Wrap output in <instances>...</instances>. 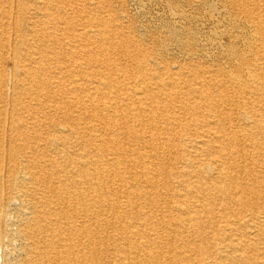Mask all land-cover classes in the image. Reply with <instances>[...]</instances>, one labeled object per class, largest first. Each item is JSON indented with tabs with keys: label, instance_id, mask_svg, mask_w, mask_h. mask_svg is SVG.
Returning a JSON list of instances; mask_svg holds the SVG:
<instances>
[{
	"label": "bare ground",
	"instance_id": "1",
	"mask_svg": "<svg viewBox=\"0 0 264 264\" xmlns=\"http://www.w3.org/2000/svg\"><path fill=\"white\" fill-rule=\"evenodd\" d=\"M16 1L14 8V0H0V85L10 78L24 92L36 88L47 109L32 113L48 112L50 121L46 130L35 117L25 121L37 134L17 157L6 159L0 144V186L5 180L10 189L17 180L22 187L4 198L15 211L0 212V248L18 254L7 263L264 264V0H229L238 17L233 26L246 23L250 43L242 55L231 49L238 57L233 71L219 77L202 70L204 84L190 88L195 98H209L211 107L192 120L196 132L180 140L168 173L157 160L160 149L175 141L157 136L168 133L157 120L173 125L181 115L166 110L177 101L167 86L148 90L159 88L161 75L150 73L141 78L143 84L138 80L124 88L113 72L92 69L101 60L88 55L92 35L86 25L72 27L66 18L54 17L50 0H34L29 9ZM11 26L25 31L13 28L14 46ZM62 31L72 32L69 41L58 37ZM57 47L62 52H53ZM31 104L26 101L25 107ZM2 119H7L3 111ZM258 156L256 167L237 162L254 164ZM239 182L252 188H240ZM241 189L257 191L262 204L219 228L213 203L228 209ZM238 201L246 202L244 196ZM209 234L220 247L208 243Z\"/></svg>",
	"mask_w": 264,
	"mask_h": 264
},
{
	"label": "rangeland",
	"instance_id": "2",
	"mask_svg": "<svg viewBox=\"0 0 264 264\" xmlns=\"http://www.w3.org/2000/svg\"><path fill=\"white\" fill-rule=\"evenodd\" d=\"M33 2L34 0H22L21 7L23 8L25 5L24 9H29V5ZM49 4L52 6L53 10L51 9V12L54 17L59 20L66 18L70 23L69 26L72 27L79 25L77 27L81 28L84 24L91 31L92 38L89 44L88 55L100 57L99 59L101 60L99 64L96 62L92 66V69L113 72V76L119 79L118 82L124 88L132 86L138 80L143 84L142 79L151 77L149 76L150 73L161 75L160 80L162 82L160 86H157L159 88L156 90V88H152L153 86L150 85L148 90L152 92L161 91L167 86L173 93L172 98L177 101L176 106H168L167 108L169 109L166 110L181 115L177 120V124L173 125H167L163 119L157 120L158 126L161 125L160 127L168 129V133L165 135L164 133L157 132L158 130L154 131L155 134H161L157 136L163 138L169 137L175 141L170 146L165 145L166 147L163 146L164 148L160 149L161 152L164 151V154L162 153L157 160V162L161 163L160 168L162 171L165 170L164 172L166 173L170 172L175 152L178 148H181L179 146L180 140L182 141L189 134L196 132L197 128H195L192 120L196 116L199 117L201 114H207L206 112H209L211 107L209 98L200 100L195 98L190 88L204 84V77L201 76L202 70H211L219 77H223L224 74L233 71L238 57L230 54V51L236 47L239 51L237 55L239 53L240 55L246 53V48L250 43V28L243 21L238 22L235 27L233 26L234 21L238 17L231 7L229 0H50ZM2 5L6 6V3ZM15 5H17L16 0H14V8L16 7ZM21 12L23 13L21 18H23L25 14L23 11ZM60 27H66V23L62 21ZM13 28L11 26L10 29V35L13 40H11L12 46H14L15 42V31L25 32L20 27L14 28L15 31ZM233 32L237 37L232 35ZM224 33L228 35L226 36ZM60 34L63 35H58L59 38L64 37L65 41H69L72 32L65 33L62 31ZM19 39L23 38L19 37ZM21 44L19 47L22 46ZM58 48H55L53 52H62ZM7 72L10 74V68L7 69ZM164 72L176 74H172L173 76L164 74L162 76ZM157 80L158 78H154L152 82ZM5 84L3 86L0 85V107L2 109L0 110L5 112L7 119H2V123L0 122V126H2L0 136L3 139L0 138V144L6 143H3L2 147L7 159L9 154H14L16 157L19 156L25 142L32 141L37 134V130H34L37 128L30 129V122L25 123L26 120L29 119L31 121V118L35 117L33 121H41L40 123L43 124L40 128L46 130L50 119H46L48 112H46L47 114L45 113L46 118L44 114H39L41 115L39 116L32 113L36 109L41 110L42 106L44 110L47 109L44 105L46 102L45 96H38L36 88L33 87L29 92H24L21 89V84H18L17 88H15L10 78L6 80ZM4 86L5 88H2ZM46 91L49 90L46 89ZM50 91L53 92L54 90L50 89ZM29 100L33 104L25 107L26 101ZM4 102H6L5 105ZM164 103V101L155 100L153 104L161 106ZM48 104L53 105L55 103L51 102ZM191 108L195 109L196 115L191 114L193 112ZM92 123L96 124L97 122ZM148 135L149 133L145 136L147 137ZM12 136L14 137L13 142L10 140ZM121 140L123 143L128 142L125 138ZM155 146L159 147V144ZM135 147L141 152H149L151 150L155 153L153 148L144 149L137 145ZM172 151L173 153H171ZM240 160L237 162H244L247 165L256 167V163L259 164L262 158L260 156L255 157L254 164L250 160L246 162L244 159ZM259 179L262 180L261 177ZM4 184L5 180L2 181L0 186L2 194L0 212L10 208L7 206L8 204H6L5 199L22 189L20 182H17V180L12 184L10 189ZM256 184V187H259L258 183ZM237 186L240 188L243 186L252 188L250 182L247 185L239 182ZM256 193L257 191L244 194L241 189L239 195H237L236 203L231 202L230 209L224 208L225 205L221 201L213 203L212 213L214 215H211L217 220L218 224H216L215 220L216 226L222 229L224 224H226L227 218H231V216L238 217L246 212H255L259 204H262V201L258 199L260 190L258 189V197L255 196ZM243 196L246 202L238 201ZM9 210L15 211L13 208ZM223 213L225 214L224 219L221 218ZM1 225L3 224H0V229L3 230L4 225ZM221 232L224 231L220 230L219 233ZM223 235H220V239ZM207 240L208 243L211 242L212 246L220 247L219 240H216L211 234L207 236ZM14 247L18 248L17 244H13ZM9 251L10 249L0 248V264H8V261H13L17 257L18 254L16 252L13 256V254H9ZM248 254L254 253L250 252Z\"/></svg>",
	"mask_w": 264,
	"mask_h": 264
}]
</instances>
